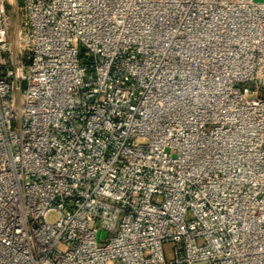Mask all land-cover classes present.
Wrapping results in <instances>:
<instances>
[{
  "label": "built area",
  "instance_id": "obj_1",
  "mask_svg": "<svg viewBox=\"0 0 264 264\" xmlns=\"http://www.w3.org/2000/svg\"><path fill=\"white\" fill-rule=\"evenodd\" d=\"M0 264H264V0H0Z\"/></svg>",
  "mask_w": 264,
  "mask_h": 264
},
{
  "label": "rangeland",
  "instance_id": "obj_2",
  "mask_svg": "<svg viewBox=\"0 0 264 264\" xmlns=\"http://www.w3.org/2000/svg\"><path fill=\"white\" fill-rule=\"evenodd\" d=\"M11 15H12V26H11V29H10L11 39L13 41H16V39H17V29H18L19 21H20V18H19L20 14L17 13V11L15 9H13L11 11ZM58 218H59V214L56 211L49 212L48 219L50 221L54 222ZM165 248H166V251L169 252L170 247L167 245Z\"/></svg>",
  "mask_w": 264,
  "mask_h": 264
}]
</instances>
